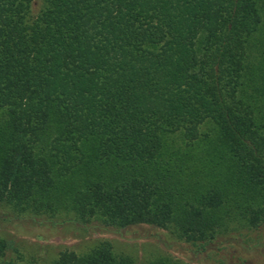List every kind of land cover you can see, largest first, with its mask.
Returning a JSON list of instances; mask_svg holds the SVG:
<instances>
[{
	"label": "trees",
	"instance_id": "obj_1",
	"mask_svg": "<svg viewBox=\"0 0 264 264\" xmlns=\"http://www.w3.org/2000/svg\"><path fill=\"white\" fill-rule=\"evenodd\" d=\"M34 1L0 0V209L247 264L230 253L264 242V0ZM46 264L139 263L100 240Z\"/></svg>",
	"mask_w": 264,
	"mask_h": 264
},
{
	"label": "rangeland",
	"instance_id": "obj_2",
	"mask_svg": "<svg viewBox=\"0 0 264 264\" xmlns=\"http://www.w3.org/2000/svg\"><path fill=\"white\" fill-rule=\"evenodd\" d=\"M42 6L43 0L33 2V17L38 15ZM1 238L10 245L5 259L17 261L21 256L24 259L19 260L20 264H30L31 261L46 264L63 249L83 253L100 240L112 241L118 254L131 255L139 264H149L160 258L175 259L183 264H220V256L199 253L167 230L148 225L114 230L95 224L59 223L46 218L16 219L0 209ZM237 245L240 249H232L231 255L242 257L247 264H264V242L251 247ZM15 249H19L20 254H16Z\"/></svg>",
	"mask_w": 264,
	"mask_h": 264
}]
</instances>
